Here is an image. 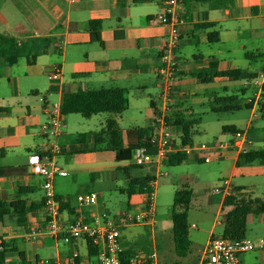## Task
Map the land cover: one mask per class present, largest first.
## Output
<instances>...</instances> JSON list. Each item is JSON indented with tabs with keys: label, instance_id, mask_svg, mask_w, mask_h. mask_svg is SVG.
I'll list each match as a JSON object with an SVG mask.
<instances>
[{
	"label": "crops",
	"instance_id": "0c3cea01",
	"mask_svg": "<svg viewBox=\"0 0 264 264\" xmlns=\"http://www.w3.org/2000/svg\"><path fill=\"white\" fill-rule=\"evenodd\" d=\"M161 1L0 0L1 33L16 40L55 39L34 64L29 65L20 58L15 64H1L0 68V108H6L0 112V202L18 201L24 209V213L17 216L9 207L0 219V247L7 250L4 264H37L43 259H58L61 264H86L88 249L84 241L64 243L44 232L47 225L43 219V191L40 178L31 174L27 166L30 153L36 152L43 161L52 160L67 171V176L54 180L59 219L64 223L76 218L88 222L102 212L106 214V221L115 222L107 218V211L100 203L101 191H94L98 203L93 208L78 209L75 196L89 192L97 184H106L116 170L123 171L127 184L146 176L156 183V176L149 168H139L144 172L132 174V167L136 166L130 159L126 164L99 159L97 152L107 145L105 139L95 137L99 131L73 135L64 131L59 138L61 153L52 159L46 157L39 132L45 116L43 103L37 96L42 94L47 102H52L80 89L107 87H118L126 93L144 92L154 86L157 92H162L157 70L161 64V47L170 27L155 19L161 10ZM178 16L179 43L174 52L177 71L166 115L182 111L200 116L194 110L204 106L203 100L213 104L212 111L214 100L236 96L235 111H249L245 127H251L256 104H261L258 98L263 87L255 84V80L264 74V59L259 55L264 52V0H233L222 5L217 0H182ZM92 20L101 23V44L91 40L88 22ZM54 67L59 70L58 80L48 77ZM234 69L256 74V77L238 81L213 77L208 83H200L195 75L199 71ZM159 96L149 101L147 124L127 129L151 127L153 110L159 109L163 102ZM107 120L114 119L105 122ZM254 123L258 128V120ZM178 132L173 135L174 144L179 143L180 130ZM250 143L248 141V149H252ZM213 160L231 162L228 178L234 175L237 154L229 151ZM185 162L203 163L199 159ZM63 163H68L69 168ZM165 166H170L167 158L160 169ZM231 186L237 190L235 194L246 193L242 186L232 183ZM19 189H22L20 194ZM146 195L127 196L128 209L140 210ZM223 198L219 195L218 211H221ZM121 217L127 216L121 214ZM210 237L211 231L205 244ZM74 249L79 255L76 259L72 258ZM20 252L24 254L23 262L18 256Z\"/></svg>",
	"mask_w": 264,
	"mask_h": 264
},
{
	"label": "rangeland",
	"instance_id": "374dc122",
	"mask_svg": "<svg viewBox=\"0 0 264 264\" xmlns=\"http://www.w3.org/2000/svg\"><path fill=\"white\" fill-rule=\"evenodd\" d=\"M153 83L156 80L152 79ZM221 93V92H220ZM160 94L153 86L147 87L144 92H126L125 110L119 114L100 113L90 118L80 114H69L64 117L67 134L76 132L100 131L106 119H114L117 127L124 131L130 127L145 126L149 111L150 99ZM251 95V92H248ZM256 117L251 127L246 128L249 111L245 109L229 112H213V104L200 100L204 106L194 110L199 113L201 120L193 126V143H209L214 140L224 141L230 134L222 132L225 125H234L245 131V139L252 149H264V99L258 98ZM263 104V105H262ZM258 120L259 127H255ZM173 135L179 130L173 129ZM176 141L178 137L174 136ZM130 158V153H129ZM126 164V162H122ZM69 168L68 163H63ZM231 162L213 160L209 163L184 162L181 165L165 166L162 171L165 175L157 176L155 186H151L156 194L154 225L125 224L121 214L131 218L138 210H129L127 206L128 187L123 171L116 170L108 177V182L97 184L91 191H101L100 203L107 211L110 221L122 223L120 227V244L133 254L139 256L154 253L159 264H196L203 250L205 241L211 231L212 237L220 238L224 213L231 208L239 207L245 210L240 200L253 198L264 202V164L257 161L240 163L230 181L233 185L242 186L246 193H234L229 203L218 211L219 195L213 193V188L227 179ZM132 174L143 173L137 167H132ZM191 192V201L186 212L188 224L189 246L184 257L175 254L172 241L171 206L175 192ZM236 191V190H235ZM242 197V198H241ZM251 204V202H250ZM125 218V219H127ZM245 237L249 239L264 238V212L258 209L247 214ZM239 259L243 263L259 262L264 264V250L241 254Z\"/></svg>",
	"mask_w": 264,
	"mask_h": 264
},
{
	"label": "built area",
	"instance_id": "2783aa9c",
	"mask_svg": "<svg viewBox=\"0 0 264 264\" xmlns=\"http://www.w3.org/2000/svg\"><path fill=\"white\" fill-rule=\"evenodd\" d=\"M75 2L77 0H71ZM182 0H162L161 10L156 15V21L168 25L170 33L164 41L160 52V66L157 70L158 77L162 82L160 98L162 104L159 109L153 110L151 118V130L147 134L144 145L131 151V163L142 168H149L157 177L165 175L160 167L165 162L169 153H182L187 159H199L208 163L214 158L223 156L231 151L235 154L245 153L248 150V142L245 139V131H235L230 138L224 141L214 140L209 143H192L190 145L174 144L172 126L166 121L168 104L171 101L170 91L177 62L175 49L179 43L180 24L179 11ZM49 79L58 80L59 70L54 67L49 74ZM264 74L255 80V84L263 85ZM38 101L43 103L45 121L40 125L39 132L44 142L41 146L46 157L58 156L61 153L59 138L64 134V122L62 112V99L47 102L44 95L37 96ZM154 149L153 153L149 150ZM27 166L31 174L40 178V187L43 191V219L46 222L44 232L49 236L59 239L64 243L74 240L88 241L96 248L93 256L86 254V264H123L121 254L123 247L120 244V227L122 223L108 222L105 213L93 216L90 221L76 218L68 223L59 219V201L54 191V180L57 177L67 176V171L52 160L43 161L36 152L27 156ZM152 187L154 183L150 184ZM213 193L228 196L233 192L230 179H224L222 184L213 188ZM78 209L93 208L97 206L98 195L95 192H81L75 196ZM156 194L152 191L146 195L142 208L130 219H124L125 224L154 225ZM264 250V238L249 239L240 237L237 239L210 237L206 242L196 264H260L259 262H241L239 256L244 253ZM76 249L72 252V258H78ZM37 264H61L58 259H43ZM73 264V263H72ZM75 264V263H74ZM128 264H159L154 253L139 256L133 254Z\"/></svg>",
	"mask_w": 264,
	"mask_h": 264
},
{
	"label": "trees",
	"instance_id": "16d2710c",
	"mask_svg": "<svg viewBox=\"0 0 264 264\" xmlns=\"http://www.w3.org/2000/svg\"><path fill=\"white\" fill-rule=\"evenodd\" d=\"M219 4H225L233 0H217ZM90 37L94 42L101 44L100 38V26L101 23L98 20H92L88 22ZM55 42L51 37H27L21 40H16L10 35L0 32V68L1 64L13 65L20 58H24L29 65L34 64L36 58L44 53L47 48ZM264 59V52L259 54ZM197 81L200 83H208L212 81L213 77H224L230 81L238 80H250L256 77V74H249L241 69L227 70V71H199L195 73ZM208 75V77H207ZM261 98H264V84L262 87ZM236 96H229L224 98H218L214 100L212 107L213 112H229L235 111ZM127 100L125 98V92L118 87H107L100 89H80L76 92L66 93L62 98V112L64 115L80 114L82 117L90 118L93 115L100 113H116L119 114L125 110ZM151 107L153 103L150 102ZM6 111V108H0V112ZM201 117L196 114H189L185 112H173L166 117L167 123L180 130L179 142L181 145H190L193 143V126L198 124ZM152 128H132L121 131L114 120H107L101 130L95 135V137H101L106 140V148L97 152L99 159L103 161L125 162L128 161L129 153L131 157V151L139 146H142L147 141V134ZM222 132L234 133L240 129L225 125L221 128ZM241 131V130H240ZM85 135V134H79ZM150 153L154 152V149L149 150ZM168 165L175 166L185 162L187 158L182 153H170L167 155ZM257 161L264 164V149H248L245 153H240L237 156L236 166L240 163H252ZM137 168H142L138 167ZM153 182V178L146 176L129 181L126 189L127 195L133 193L149 194L152 189L150 183ZM239 190L243 188H238ZM236 190V189H235ZM233 188V192L235 191ZM237 191V190H236ZM22 189H19V194ZM232 195H228L223 198V204L226 205ZM242 198V197H241ZM191 201V192H181L173 197L171 206V222H172V241L173 249L177 256L184 257L186 255L187 248L189 246L188 238V224L186 220V212L188 205ZM251 202V204H250ZM245 210L239 207L226 210L224 213L223 229L221 233L222 238L237 239L244 237L247 214L259 210L264 212V202L259 199L245 198L240 200ZM9 207L14 209L17 216H21L24 213V209L21 207L20 202L4 203L0 202V219L3 217L5 210ZM87 249L90 256L96 253V248L88 241ZM7 250L0 247V264L6 263ZM133 255V252L129 250H123L121 259L123 264H128L129 258ZM21 261H24V254L18 253Z\"/></svg>",
	"mask_w": 264,
	"mask_h": 264
}]
</instances>
